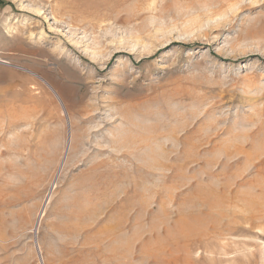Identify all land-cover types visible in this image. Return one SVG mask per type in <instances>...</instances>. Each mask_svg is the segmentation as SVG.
<instances>
[{"label":"rangeland","instance_id":"374dc122","mask_svg":"<svg viewBox=\"0 0 264 264\" xmlns=\"http://www.w3.org/2000/svg\"><path fill=\"white\" fill-rule=\"evenodd\" d=\"M0 264H264V0H0Z\"/></svg>","mask_w":264,"mask_h":264}]
</instances>
